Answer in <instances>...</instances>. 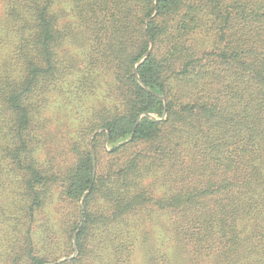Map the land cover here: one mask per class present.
Here are the masks:
<instances>
[{"label": "trees", "instance_id": "obj_1", "mask_svg": "<svg viewBox=\"0 0 264 264\" xmlns=\"http://www.w3.org/2000/svg\"><path fill=\"white\" fill-rule=\"evenodd\" d=\"M0 264H264V0H0Z\"/></svg>", "mask_w": 264, "mask_h": 264}, {"label": "rangeland", "instance_id": "obj_2", "mask_svg": "<svg viewBox=\"0 0 264 264\" xmlns=\"http://www.w3.org/2000/svg\"><path fill=\"white\" fill-rule=\"evenodd\" d=\"M52 108H54V107H52ZM53 111H54L53 113H54V115H56V117L60 116V114H59L60 112L58 110H53ZM64 120H61L59 122L58 121L54 122L53 126L51 127L52 131H55V132L58 131L59 132V133H57L56 137L58 136V139L60 142L59 141H53V140L50 141V146H52L54 148V150L56 149V146H59L61 144H66V148L68 149V147H67L68 146V137L66 139H63V137H62V135H65L64 133H67L69 130L65 124L63 125L62 121H64ZM72 122H74V121L72 120ZM71 131L73 133L72 135H75L74 134V123H73V127L71 128ZM60 138H62L63 140H61ZM58 154L60 155L59 160L65 158L62 156V153L58 152Z\"/></svg>", "mask_w": 264, "mask_h": 264}, {"label": "water", "instance_id": "obj_3", "mask_svg": "<svg viewBox=\"0 0 264 264\" xmlns=\"http://www.w3.org/2000/svg\"><path fill=\"white\" fill-rule=\"evenodd\" d=\"M149 53H150V52H149ZM149 53H148V54H149Z\"/></svg>", "mask_w": 264, "mask_h": 264}]
</instances>
